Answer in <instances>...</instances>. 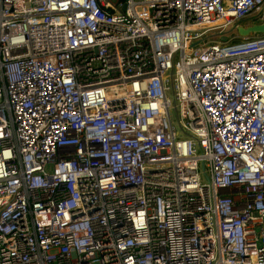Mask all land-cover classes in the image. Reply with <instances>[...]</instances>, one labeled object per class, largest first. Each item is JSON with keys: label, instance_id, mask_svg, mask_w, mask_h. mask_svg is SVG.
Here are the masks:
<instances>
[{"label": "built area", "instance_id": "obj_1", "mask_svg": "<svg viewBox=\"0 0 264 264\" xmlns=\"http://www.w3.org/2000/svg\"><path fill=\"white\" fill-rule=\"evenodd\" d=\"M257 16L0 0V264H264V34L236 29Z\"/></svg>", "mask_w": 264, "mask_h": 264}, {"label": "rangeland", "instance_id": "obj_2", "mask_svg": "<svg viewBox=\"0 0 264 264\" xmlns=\"http://www.w3.org/2000/svg\"><path fill=\"white\" fill-rule=\"evenodd\" d=\"M262 20L260 19L259 16L257 17H252V18H249L245 21L242 22L243 25H249V24H254V23H260ZM212 33V32H210ZM215 33H218L220 36H222V40H227V37H232L235 34L234 30L233 29H230L229 26H225V27H221V28H217L215 31H213V35H211L210 37H208L209 40H219V38L217 37V35ZM257 34H250V36H256ZM240 39H231L230 42L232 41H238ZM168 95L169 97L172 99V92L171 90L168 92ZM171 114L172 116L174 117L175 121H176V115H175V111H174V108L172 107V110H171Z\"/></svg>", "mask_w": 264, "mask_h": 264}, {"label": "water", "instance_id": "obj_3", "mask_svg": "<svg viewBox=\"0 0 264 264\" xmlns=\"http://www.w3.org/2000/svg\"><path fill=\"white\" fill-rule=\"evenodd\" d=\"M236 29L241 37H246L250 34H264V18L260 23L238 25Z\"/></svg>", "mask_w": 264, "mask_h": 264}]
</instances>
